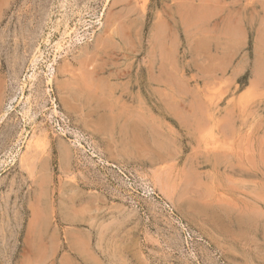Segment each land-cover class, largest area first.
<instances>
[{
  "label": "rangeland",
  "instance_id": "1",
  "mask_svg": "<svg viewBox=\"0 0 264 264\" xmlns=\"http://www.w3.org/2000/svg\"><path fill=\"white\" fill-rule=\"evenodd\" d=\"M0 264H264V0H0Z\"/></svg>",
  "mask_w": 264,
  "mask_h": 264
},
{
  "label": "bare ground",
  "instance_id": "2",
  "mask_svg": "<svg viewBox=\"0 0 264 264\" xmlns=\"http://www.w3.org/2000/svg\"><path fill=\"white\" fill-rule=\"evenodd\" d=\"M60 46V45H57V47ZM114 119V118H113ZM115 121V120H114Z\"/></svg>",
  "mask_w": 264,
  "mask_h": 264
}]
</instances>
